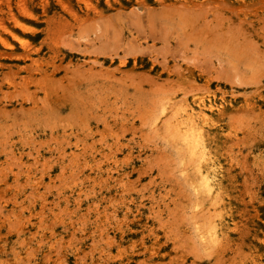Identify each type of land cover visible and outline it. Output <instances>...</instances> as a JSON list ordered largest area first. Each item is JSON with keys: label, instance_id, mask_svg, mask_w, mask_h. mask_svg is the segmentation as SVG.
I'll list each match as a JSON object with an SVG mask.
<instances>
[{"label": "rangeland", "instance_id": "rangeland-1", "mask_svg": "<svg viewBox=\"0 0 264 264\" xmlns=\"http://www.w3.org/2000/svg\"><path fill=\"white\" fill-rule=\"evenodd\" d=\"M209 100L204 148L180 111ZM262 240L264 0H0V264H264Z\"/></svg>", "mask_w": 264, "mask_h": 264}, {"label": "bare ground", "instance_id": "bare-ground-1", "mask_svg": "<svg viewBox=\"0 0 264 264\" xmlns=\"http://www.w3.org/2000/svg\"><path fill=\"white\" fill-rule=\"evenodd\" d=\"M239 15L245 20L248 13L239 12ZM193 103H195V101ZM222 106V102L218 103L215 100H209L205 103L198 101L196 106L184 104L183 107H181L182 111L180 112L185 119L191 123L189 134L191 137L189 138L191 143L205 148L208 145L210 138H215L220 141L227 136L228 133H224L219 120V112H221L220 110L222 109ZM204 155L202 165L199 167L201 184L203 185L205 191L209 193L210 197L213 198L216 195L219 196V194H223L225 191L224 165L222 160L216 155H211L208 151L204 153ZM223 201L224 200H222L220 204L222 207L221 211H223V213L220 214L219 221L215 224L211 233L209 232L212 239H218L219 236L223 234L224 227H227L225 215H227L226 213H228L231 209L230 207L228 208V203ZM226 210L227 212H225ZM227 216L229 219L230 215ZM262 242L264 241L262 240Z\"/></svg>", "mask_w": 264, "mask_h": 264}]
</instances>
